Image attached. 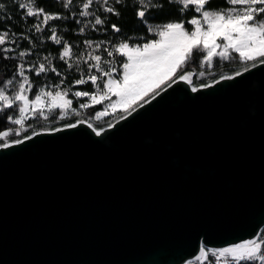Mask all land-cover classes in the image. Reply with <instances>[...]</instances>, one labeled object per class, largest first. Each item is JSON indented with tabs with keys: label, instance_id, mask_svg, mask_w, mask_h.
I'll use <instances>...</instances> for the list:
<instances>
[{
	"label": "water",
	"instance_id": "water-1",
	"mask_svg": "<svg viewBox=\"0 0 264 264\" xmlns=\"http://www.w3.org/2000/svg\"><path fill=\"white\" fill-rule=\"evenodd\" d=\"M192 86L174 84L99 137L44 129L0 149V264H186L202 241L259 235L264 66Z\"/></svg>",
	"mask_w": 264,
	"mask_h": 264
},
{
	"label": "snow or ice",
	"instance_id": "snow-or-ice-1",
	"mask_svg": "<svg viewBox=\"0 0 264 264\" xmlns=\"http://www.w3.org/2000/svg\"><path fill=\"white\" fill-rule=\"evenodd\" d=\"M57 3L69 10L67 14L46 12L44 7L37 6L38 0H0V23L5 25L0 28V62H14L11 65L13 70L6 71L5 78L0 80V113H4L0 122L16 126L0 130V149L24 144L41 135L38 131L23 135L32 127L28 121H48L56 110L59 112L55 118L60 120L70 113L79 117L80 110L91 109L92 113L88 119H77L74 123L53 128L50 130L52 133L87 125L99 137L105 129L94 127L90 121H100L117 113L121 119H127L174 84L184 82L192 86L193 78L205 77V69H213L217 61L241 67L199 87L192 86L191 92L213 88L223 81H235L264 66V0H226L228 7L224 10H214L213 0H79L78 4L76 0H57ZM74 4L76 10L71 11ZM173 5L180 6L178 11L181 14L191 9L194 15L187 21L168 19L160 22L167 18L168 9ZM129 11L135 18L131 29L126 24L122 30L117 23H110V17L120 18L123 23ZM14 14H19L23 22L33 19L27 32L12 30L8 22L14 19ZM67 16L80 25V35L90 29L107 36L110 30L117 42L110 38H85L82 41L84 51H78L72 63L74 46L58 36L57 26L50 24L65 20ZM186 23L191 31L185 27ZM137 24L139 29L135 26ZM45 29L50 33L47 38L61 45L58 59L68 69L75 66L79 70L81 64L86 65V70L80 72V78L70 83L72 86L90 83L95 90L71 93L78 101H86L79 102L78 108L73 107V99L68 98L69 89L62 87L67 76L52 64L48 56L37 63L27 59L33 56L31 47L17 51L20 48L18 41H28L33 45L32 35L43 33ZM138 30H145L154 38L135 43L131 35H125L128 31ZM75 47L79 48V45ZM101 50L111 59H103L97 54ZM116 54L121 57L119 64L115 63ZM5 67H8L6 63ZM33 73L36 77L53 73L59 78V83L46 84L34 92ZM30 94L33 99H30ZM97 105L103 106L102 110L97 111ZM108 127L114 125L109 123ZM12 136L21 138L10 141ZM187 264H264V235L220 248H209L202 241L198 254Z\"/></svg>",
	"mask_w": 264,
	"mask_h": 264
},
{
	"label": "trees",
	"instance_id": "trees-1",
	"mask_svg": "<svg viewBox=\"0 0 264 264\" xmlns=\"http://www.w3.org/2000/svg\"><path fill=\"white\" fill-rule=\"evenodd\" d=\"M76 3H79V0H76ZM37 6H42L44 7L46 12H55V11H62L65 14H67V12L69 10H65L62 7V4L57 3V0H38V5ZM179 5H173L172 7H170L168 9V16L165 20L160 21V22H167L168 19H171L173 21H187L189 19L192 18V16L194 15V12L190 9L186 12H184L183 14H181L178 9H179ZM226 7H228V5L226 4V0H213V8L214 10H224ZM76 10V5L74 4V6L71 8V11H75ZM107 15V14H105ZM198 15V14H197ZM134 16L132 14L131 11H129L127 13V15L124 17V22L122 23L120 18L117 17H110V23H117L118 26L122 27V30L124 29L125 24L127 25V27L129 29H131L134 26ZM33 23V19H29L27 22H23L19 19V14H14V19L12 21H9L8 24L11 25L12 30L15 32H27L28 28L30 27V25ZM50 24H54L55 26H57V34L58 36H61L63 38L64 41H66L67 43L72 44L73 47V54H74V58H75V54L79 51V52H83L84 51V45L82 44V41L85 38L88 39H96V40H102L105 38H110L113 39V42H117L115 40L114 35L110 32H108L107 36H105L102 32H92L90 29L86 31V33L84 35H80L79 34V27L80 25H77L71 18V16H67V18L65 20L62 21H55V22H50ZM5 25L0 23V28H3ZM138 29H139V25H135ZM41 27H43V25H41ZM185 27L188 28L190 31L192 30L191 27L189 25H187V23L185 24ZM48 35H50V33L48 32L47 29L44 30L43 33H34L32 35V39H33V45H30L28 41H18V43H20V48L17 49V51L21 50V49H25V48H32L33 51V56L27 58L29 61H35L37 63L39 62H43V57L44 56H48L50 58V60L52 61V64L55 65L58 70L64 75L67 76V80H65L64 85L62 86L63 88H67L69 89V97L71 99H73V106L77 107L78 105V101L76 98H74L71 93L77 90H95V87L92 86L90 83L87 85H82V86H72V84L70 83V81H74L75 79L80 78V72L81 71H85L86 67H84L83 65H80V69L77 70L75 68V66L72 69H68L67 65L63 62L60 61L58 59V56L60 54V52L62 51V47L61 45H56L54 42H52L51 40H49L47 37ZM125 35H131L133 37V42L135 43H143L145 39H152L154 38L151 34H148L145 30H138V31H128L125 33ZM144 39H141V38ZM121 39H123V37H120ZM76 45H79V48L75 47ZM103 57L106 56V54L103 52V50H101L99 53ZM39 58V59H37ZM111 59V58H109ZM121 60V57H119L118 54H116L115 56V63L119 64ZM72 63H74V61H71ZM5 63L8 65V67H5ZM13 61H8V62H0V80H3L5 78L6 75V71L10 72L12 71V67L11 65L13 64ZM241 65L239 64H230L228 62H221V61H217L216 66L211 69V70H207L206 69V76L205 77H194V85H201L203 83H208L211 82L215 79H218L221 75L223 74H231L233 73L235 70H237L238 68H240ZM199 70V69H198ZM92 74H95V72H93ZM31 78L33 81V84L35 85L33 91L36 92L38 91V89L40 87H43L44 85H55L59 83V78L55 77V74L53 73H47V74H42L40 77H36L33 74H31ZM31 98H34L33 95L30 94ZM103 106L101 105H97L95 106L96 110H100L102 109ZM59 112V110H56ZM57 112V113H58ZM90 113H92L91 109L88 110H84V113L81 112V115L79 117H76L72 114H69L66 118L60 120V119H56L55 116L56 114H53V116L50 117V119L48 121H45L43 119L40 120H29L28 124H31L32 127H30L28 129L27 132L23 133V135H31L33 133V131H39V130H44V129H53L56 127H62L65 124L68 123H74L76 122L77 119H87L86 117L90 116ZM13 114L14 113H10ZM4 115V113H0V117H2ZM120 116H115V115H110L108 117L102 118V120L100 121H93V124L95 127L100 128V127H105L107 126L109 123H113L116 119H118ZM11 124H8L6 122H0V130H3L5 127H10ZM17 138H21V137H15L12 136L9 138V140H13V139H17ZM259 235H264V226L262 227ZM210 259H213L210 257ZM187 264V263H186Z\"/></svg>",
	"mask_w": 264,
	"mask_h": 264
},
{
	"label": "rangeland",
	"instance_id": "rangeland-1",
	"mask_svg": "<svg viewBox=\"0 0 264 264\" xmlns=\"http://www.w3.org/2000/svg\"><path fill=\"white\" fill-rule=\"evenodd\" d=\"M223 10V9H222ZM103 59H109L107 56H105V57H103ZM73 61H74V56H73ZM81 65H83L84 67H86V65H84V64H81ZM205 71H206V69H205ZM194 85V84H193ZM194 86H197V85H194ZM49 90H52L51 88L49 89ZM69 99H71L70 97H68ZM30 99H33V98H31L30 97ZM115 99V98H114ZM78 101V100H77ZM79 102H86L85 100H79L78 101V103ZM106 106V105H105ZM73 107H75V106H73ZM77 108H78V105H77ZM100 110H102V109H100ZM82 113H84V110H80ZM99 111V110H98ZM57 112L58 111H56V113H53V114H57ZM71 114V113H70ZM115 116H120V114L119 113H117V114H115ZM87 119L89 118V116L88 117H86ZM90 122H92L93 123V121H90ZM93 126H94V124H93ZM10 127H16V126H14V125H11ZM241 243H243V242H241ZM230 246H232V245H230ZM226 247H229V246H226Z\"/></svg>",
	"mask_w": 264,
	"mask_h": 264
}]
</instances>
